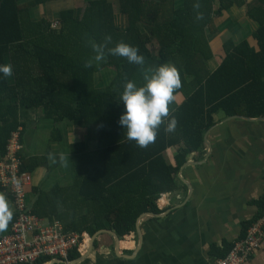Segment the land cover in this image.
Here are the masks:
<instances>
[{
	"label": "trees",
	"instance_id": "1",
	"mask_svg": "<svg viewBox=\"0 0 264 264\" xmlns=\"http://www.w3.org/2000/svg\"><path fill=\"white\" fill-rule=\"evenodd\" d=\"M54 1L0 0V64L12 66L11 76L0 74V161L14 131L21 145L19 171L30 175L40 165L47 171L53 167L47 163L52 148L57 153L54 164L68 148L72 179L31 186L33 201L28 200L29 190L25 194L30 212L57 219L81 241L101 228L114 229L122 238L135 230L141 212L162 210L161 193L175 188V173L189 152L202 147L205 130L220 113L264 116V0H240L256 24L252 33L256 43L247 37L239 42L225 38L222 58L213 68L210 40L223 24L211 12L221 15L238 0H219L214 9L212 0H182L180 6L171 4L169 13L167 0H84L83 7L61 5L53 25L45 10L40 16L34 10ZM106 36L111 41H105ZM121 41L138 49L143 65L107 52ZM92 42L106 44L102 61L92 60ZM165 63L177 68L181 80L168 106L169 117L175 116L177 124L168 132L165 118L155 140L140 147L127 139L118 123L123 111L118 99L126 81L142 85L148 69ZM68 123L83 127L86 139L67 143L61 126ZM38 130L48 134L47 151L25 153L23 144L38 137ZM90 140L95 141L93 149L87 147ZM176 144L172 165L164 152ZM259 205V212L243 222L239 238L264 216V196ZM16 215L13 210L8 229ZM233 244L226 243L217 256H225ZM82 249L79 244L68 259L81 255Z\"/></svg>",
	"mask_w": 264,
	"mask_h": 264
},
{
	"label": "crops",
	"instance_id": "2",
	"mask_svg": "<svg viewBox=\"0 0 264 264\" xmlns=\"http://www.w3.org/2000/svg\"><path fill=\"white\" fill-rule=\"evenodd\" d=\"M73 1V7H79L81 4L78 3L84 2ZM167 1L168 13L171 4L175 3V7L182 4V0ZM238 1L222 9L221 15L211 12L216 22L223 24L210 40L213 57L209 63L212 68L218 65L223 55L222 46L217 50V39L223 42L231 37L239 42L247 37L251 44L256 43L252 37L256 24L246 14V4ZM244 1L249 3L253 0ZM211 3L214 9L221 1L212 0ZM56 11H46L45 15L56 21ZM181 100L178 95L176 101ZM61 129L67 143L86 139V130L81 126L68 123ZM37 136L31 140L33 154L42 155L48 149L44 150L48 134L38 130ZM203 141L202 147L187 154L185 162L189 163L183 162L175 173V188L161 193L159 207L162 210L141 212L151 213L136 219L135 230L127 232L122 238L112 229L118 240L109 232H101L95 237L88 255L76 264H215L219 258L216 253L222 251L226 243L237 240L241 236L243 222L260 210L259 202L264 196V116L220 113L218 120L205 130ZM28 146L27 141L23 150L31 154ZM95 146L94 140L87 144L88 149ZM178 148L179 144H176L167 147L164 152L172 165L176 163ZM51 152L47 163L53 165V169L61 165L67 172L52 179L45 187L57 180L67 183L73 177L68 148L58 155L60 161L56 164V148H52ZM46 171V165L34 170L29 189L34 185L43 186ZM0 194L14 210L10 196L2 191ZM27 197L33 201L31 190ZM8 230L0 231V235ZM83 239L82 254L89 246L90 237ZM213 248H216L215 251ZM246 264H264V245L250 255Z\"/></svg>",
	"mask_w": 264,
	"mask_h": 264
},
{
	"label": "built area",
	"instance_id": "3",
	"mask_svg": "<svg viewBox=\"0 0 264 264\" xmlns=\"http://www.w3.org/2000/svg\"><path fill=\"white\" fill-rule=\"evenodd\" d=\"M20 147L18 133L14 131L8 139L7 155L0 161V191L12 197L17 213L9 230L0 236V264L34 263L44 256L58 258L68 264L69 252L79 244L84 247V239L81 241L75 231H65L58 220L46 221L30 212L24 190L30 174L19 171ZM263 224L264 216L247 229L244 237L235 240L228 253L219 257L215 264H246L250 255L264 245Z\"/></svg>",
	"mask_w": 264,
	"mask_h": 264
},
{
	"label": "clouds",
	"instance_id": "4",
	"mask_svg": "<svg viewBox=\"0 0 264 264\" xmlns=\"http://www.w3.org/2000/svg\"><path fill=\"white\" fill-rule=\"evenodd\" d=\"M197 18H200V14H197ZM105 41H111V37L106 36ZM91 47L95 53L92 60L102 61L105 57L106 44L92 42ZM107 52L125 57L129 63L144 64V57L138 53V49L122 41L108 47ZM91 63L90 60L85 66L89 67ZM0 74L4 77L11 76V64H0ZM143 80L142 85H137L132 80L126 81L118 99L123 104L118 123L122 126L127 139L134 140L140 147H145L155 140L157 129L165 118H167L165 130L171 132L175 129L177 121L175 116L169 117L168 106L175 99V90L181 87L177 68L167 63L148 69ZM12 217V208L4 195L0 194V231L8 228Z\"/></svg>",
	"mask_w": 264,
	"mask_h": 264
},
{
	"label": "rangeland",
	"instance_id": "5",
	"mask_svg": "<svg viewBox=\"0 0 264 264\" xmlns=\"http://www.w3.org/2000/svg\"><path fill=\"white\" fill-rule=\"evenodd\" d=\"M63 1L64 0H55V2L48 3L47 6L46 5L45 6L44 5H40L34 10V12H36L37 16H40V15L43 14V10L48 11L49 13H52V12L58 10L61 7V5H63V6H71V5L73 6L74 5V1L73 0L72 1L66 0L64 2ZM78 4H81L82 7L84 6V2H81V3H78ZM49 17L51 18L52 16L49 15ZM216 44L218 45L217 50H220L222 42H220V40L217 39L216 40ZM32 138L28 139V142H29V146H28L29 148L28 149L31 150L32 153H34V149L32 148V145H31ZM65 172H67L66 168H62L61 165H59L58 168H54V169L52 167V169H50L49 171H46V174H45V176H44V178L42 180L43 183H44V184L42 183L43 186L45 187L48 183H51L52 179H55L56 177H58V175H60V174H64L65 175ZM47 176H49L48 179H47ZM32 178H33L32 175H30V179H28L29 181L27 183H25V185H24V190L25 191L30 190L29 186L31 184Z\"/></svg>",
	"mask_w": 264,
	"mask_h": 264
},
{
	"label": "water",
	"instance_id": "6",
	"mask_svg": "<svg viewBox=\"0 0 264 264\" xmlns=\"http://www.w3.org/2000/svg\"><path fill=\"white\" fill-rule=\"evenodd\" d=\"M245 117V116H244ZM206 143H208V141L206 140ZM186 164L189 163V161L185 162ZM147 213H151V212H144V213H141L139 215V218H141L143 215L147 214ZM101 232H109L111 234L114 235L115 239L118 240V237L116 235V233L112 230V229H109V228H101V229H98L97 231H95L91 236H90V241H89V246L87 247V250L85 251V253L79 255L78 257H76L75 259H72L69 261L68 264H76L78 262H80L82 259H84L89 251L91 250L92 246H93V241L95 239V237L100 234ZM62 260L58 259V258H51L50 260L42 263V264H53V263H56V262H61Z\"/></svg>",
	"mask_w": 264,
	"mask_h": 264
}]
</instances>
